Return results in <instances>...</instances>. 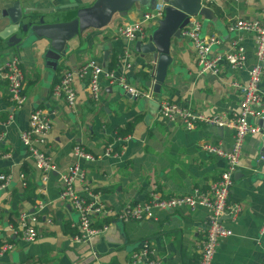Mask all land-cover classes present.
Returning a JSON list of instances; mask_svg holds the SVG:
<instances>
[{"label": "crops", "instance_id": "0c3cea01", "mask_svg": "<svg viewBox=\"0 0 264 264\" xmlns=\"http://www.w3.org/2000/svg\"><path fill=\"white\" fill-rule=\"evenodd\" d=\"M16 1L24 8H52L61 20H67L74 18L77 9L92 0H0V32L5 25L4 13ZM204 2L214 13V19H205L203 35L218 36L211 56L228 53L232 41L240 38L245 47L246 67L234 69L223 62L216 74L201 73L195 62L192 41L186 37L174 39L173 64L161 93L154 92L153 99L155 102L167 99L206 114L234 112L238 109L241 92L233 83L247 82V70L256 63L255 41L250 32L230 31L226 22L229 18L262 17L264 0ZM73 3H77V7L64 8ZM147 10L135 6L126 18L116 16L110 26L90 29L74 38L56 67L43 60L39 48H10L7 40L0 37V66L12 56L20 58L27 96L22 107L16 106L9 99L7 82L0 78V174L10 176L8 185L0 189V244L4 240L15 241L13 234L6 230L12 223L10 215L33 210L37 200L46 202L38 216V238L33 242L15 241V249L0 256V264H134L132 254L143 244H147L163 264H198L201 225L209 213L206 208L195 211L185 207L155 209L153 217L144 221L123 222L117 216H108L106 219L111 220L105 232L88 242H78L75 240L80 233L78 213L60 198L64 176L75 163L81 164L85 174L83 180H76V190L84 193V187L89 186L116 212L128 203L145 201L155 186L164 197L191 193L196 187L208 188L227 165L224 158L208 153L203 146L215 144L231 149L234 141L231 130L206 124L187 130L182 123L164 118L156 103L148 104V100L135 98L122 86L105 79L99 102L90 98L83 80H76L75 113L63 99L53 96L62 68L76 69L91 57L97 58L104 68L108 62L106 70L123 74L130 84L149 88L146 81L151 77L147 70L152 65L146 66L153 59H143L136 52V42L115 34L120 22L138 19ZM126 51L132 56L125 57ZM141 72L148 75H140ZM261 88L264 92V80ZM35 108L46 109L54 121L44 149L52 156L55 169L44 183L21 142V132L27 129L30 113ZM128 128H131L127 133L131 134L130 141L123 150L117 147L122 156L103 157L105 145ZM263 138L264 129L246 138L231 191V200L239 202L242 211L236 222L223 219L233 234L221 241L213 264H262L264 261V238L260 236L264 223V163L260 155ZM76 143L98 158L78 160L73 153ZM25 164L28 170L25 178L37 183L38 198L33 204L23 194L25 186L20 174L25 172ZM101 221L99 226L104 222Z\"/></svg>", "mask_w": 264, "mask_h": 264}, {"label": "built area", "instance_id": "2783aa9c", "mask_svg": "<svg viewBox=\"0 0 264 264\" xmlns=\"http://www.w3.org/2000/svg\"><path fill=\"white\" fill-rule=\"evenodd\" d=\"M163 16V6L147 10L138 19L120 22L115 28V34L129 42L147 41ZM202 19L204 18L201 16L191 17L189 24L182 31L183 36L193 43L195 62L200 72L216 74L223 62H227L234 69H244L246 55L241 39L237 38L232 41V48L228 53L212 57L211 52L218 43V36L214 33L202 36ZM226 23L230 31L252 33L255 41L256 63L247 70V82L233 83L241 92L238 109L234 112L206 114L200 109L181 106L167 99L158 101L161 115L170 122L182 123L187 130H195L199 125L206 124L228 128L232 131L234 141L231 149L215 144H204L203 146L205 151L220 156L227 162L218 179L211 182L208 188L196 187L191 193L170 197H164L155 186L145 201L128 203L116 212L114 208L101 201L89 186L84 187V193L76 190V180L78 178L83 180L85 174L81 164L75 163L64 176L60 198L69 202L78 213L80 233L75 236L76 241L88 242L105 232L109 228V223L103 222L100 226L99 223L108 216H117L123 222L144 221L153 217L155 209L169 210L185 207L195 211L198 208H206L209 213L201 225L198 264L214 263L221 241L233 234V230L224 224L223 219L229 218L232 222H236L242 211V205L231 200V191L233 176L240 165L246 138L262 132L263 128L259 120L264 118V92L261 88L264 80V14L260 18H229ZM131 56L130 51L125 52V57ZM0 78L7 82L10 101L22 107L27 101V96L24 94L26 78L18 56H12L0 66ZM77 79L85 82L88 94L95 102L101 99L104 79L110 84L122 86L135 98L149 100L155 96L151 88L130 84L123 74H118L116 70H106L97 58L91 57L76 69L62 68L59 82L52 91L53 96L63 99L74 113L78 104ZM53 127L52 114L46 109L35 108L30 113L27 129L21 132V142L27 150L28 157L35 162L43 183L48 180L50 172L55 169L52 156L44 149ZM130 139V135H115L114 139L105 145L102 156L119 158L122 153L117 150V147L120 146L123 150ZM73 153L80 161H93L98 158L78 143L73 146ZM20 177L23 186L26 187L25 175L20 174ZM9 182V175L0 174V189L7 186ZM45 207L46 202L43 199L37 200L33 210L20 212L16 224L9 223L6 230L13 234L15 241L33 242L38 238V216ZM260 236L264 238V223L260 229ZM15 241H2L0 256L15 249ZM132 261L134 264H163L162 260L154 256L147 244H143L139 251L132 254Z\"/></svg>", "mask_w": 264, "mask_h": 264}, {"label": "water", "instance_id": "95a60500", "mask_svg": "<svg viewBox=\"0 0 264 264\" xmlns=\"http://www.w3.org/2000/svg\"><path fill=\"white\" fill-rule=\"evenodd\" d=\"M77 3L67 5L77 7ZM135 6L154 10L163 6L164 16L147 41L136 42V52L143 59L152 58L146 67L152 65L151 79L146 86L156 94L161 93L162 85L166 82L170 67L173 64L171 51L174 39L183 36L191 17L201 16L207 20L214 19V13L205 5L204 0H92L89 5L77 9L76 16L61 20L52 8H24L19 1L14 2L4 13L5 25L0 37L7 40L10 48L20 49L35 46L42 52V58L51 66H58L59 61L69 50L70 42L90 29H103L114 21L116 16L127 17ZM108 62H105V69ZM148 104L156 103L149 99ZM264 129V118L259 120ZM220 129H223L220 127ZM264 163V138L260 148Z\"/></svg>", "mask_w": 264, "mask_h": 264}, {"label": "trees", "instance_id": "16d2710c", "mask_svg": "<svg viewBox=\"0 0 264 264\" xmlns=\"http://www.w3.org/2000/svg\"><path fill=\"white\" fill-rule=\"evenodd\" d=\"M114 61H112L111 63V66H113V63ZM140 75H148L146 72H141ZM131 130V128H128L126 129L125 131H122L121 133L118 134V136H127V135H131V134H127L129 133ZM25 169L27 170V165L25 164ZM24 170L25 172H23V174L26 176L28 174V170L26 171ZM25 181H26V187L24 188V196H25V199L33 204L35 202V200L38 198L37 196V193H36V188H37V183L36 182H33L31 181V179L29 178H25ZM17 217H18V214H15V215H10V222L12 223H15L17 221ZM108 218V217H107ZM111 219H106L104 220L105 223H109Z\"/></svg>", "mask_w": 264, "mask_h": 264}, {"label": "rangeland", "instance_id": "374dc122", "mask_svg": "<svg viewBox=\"0 0 264 264\" xmlns=\"http://www.w3.org/2000/svg\"><path fill=\"white\" fill-rule=\"evenodd\" d=\"M126 18V17H125ZM202 36H204L203 34H204V32H205V27H206V20L204 19H202ZM156 28H154L153 29V31L155 30Z\"/></svg>", "mask_w": 264, "mask_h": 264}]
</instances>
